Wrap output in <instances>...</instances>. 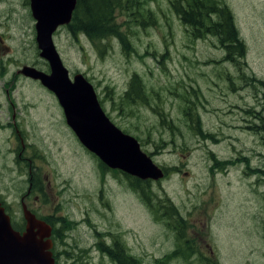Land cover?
I'll list each match as a JSON object with an SVG mask.
<instances>
[{"label":"rangeland","instance_id":"374dc122","mask_svg":"<svg viewBox=\"0 0 264 264\" xmlns=\"http://www.w3.org/2000/svg\"><path fill=\"white\" fill-rule=\"evenodd\" d=\"M119 1L110 16L115 31L106 38L62 26L54 43L69 75L83 74L110 120L168 171L149 185L140 183L143 196L120 170H101L67 126L54 93L19 71L24 65L49 70L36 48L29 0H0V185L12 191L3 193L16 219L26 192L17 181L19 166L32 159L38 175L58 191L57 215L68 231L60 249L68 264H115L100 249L114 242L136 264H264V181L251 174L264 168L263 136L251 131L257 114L243 110L264 108V0H225L244 42L243 55L231 52L239 62L226 59L218 38H193L170 0H140L127 12V0ZM134 73L149 104L121 100ZM208 133L214 138L205 139ZM245 156L250 167L247 160L226 164ZM171 202L183 217V252L192 249L187 261L163 257L175 248L164 215ZM46 205L39 213L54 209L50 201Z\"/></svg>","mask_w":264,"mask_h":264},{"label":"water","instance_id":"95a60500","mask_svg":"<svg viewBox=\"0 0 264 264\" xmlns=\"http://www.w3.org/2000/svg\"><path fill=\"white\" fill-rule=\"evenodd\" d=\"M36 20V42L50 73L25 66L23 72L40 78L57 96L67 125L80 143L109 168H116L140 179H158L163 170L140 148L139 141L124 133L103 110L93 85L81 74L69 78L52 40L59 25L71 20L76 0H29ZM27 226L14 230L9 216L0 207V264H55L49 231L30 211L24 212ZM37 228V230H34ZM44 231V232H43Z\"/></svg>","mask_w":264,"mask_h":264},{"label":"trees","instance_id":"16d2710c","mask_svg":"<svg viewBox=\"0 0 264 264\" xmlns=\"http://www.w3.org/2000/svg\"><path fill=\"white\" fill-rule=\"evenodd\" d=\"M139 3L140 0H127L125 9L122 10L127 12L132 7L138 6ZM116 4L121 5L119 0L118 2L117 0H77L69 29L71 31L82 29L90 38H97L98 40L106 38L109 32L115 31V25L110 16L111 12L115 10L114 6ZM170 4L180 18L181 23L189 30L193 38L214 36L227 49L226 59L232 62H239L241 60L237 56L234 58L235 54L231 53L233 49H236L237 53L241 55L242 49L244 50V42L239 37L232 12L225 0H170ZM144 89L142 79L134 73L127 90L121 96V100L127 104L139 103L138 100L143 102L142 104H149V96L147 92L143 94ZM184 114H187V112ZM161 119L165 123L162 115ZM166 124L171 127L170 121L168 123L166 122ZM255 131L259 133L263 132L262 126H256ZM99 165L103 171L110 170L115 173L118 172L116 169H109L101 161H99ZM167 171L168 168L164 167L165 174ZM125 176L128 178L130 186H136L140 189L143 192V196L146 194L143 185H149L148 180L142 181L127 173ZM140 183L146 184L142 185ZM144 198L149 199L146 196ZM164 207L166 211L164 215H168L170 219L176 241L175 248L171 252L164 254L163 257L169 260L176 257H184L187 261L192 249L189 248L190 251L184 254L183 244L186 242L182 243L179 238L185 236L182 233V229H179L178 226L183 217L179 214L174 204L167 203ZM115 244L112 247L102 246L100 249L109 252L113 259H119V264H136L134 256L126 251L125 248L120 246L115 247ZM117 248L118 251H116ZM188 264H190V261H188ZM210 264H217V262Z\"/></svg>","mask_w":264,"mask_h":264},{"label":"flooded vegetation","instance_id":"af4514ba","mask_svg":"<svg viewBox=\"0 0 264 264\" xmlns=\"http://www.w3.org/2000/svg\"><path fill=\"white\" fill-rule=\"evenodd\" d=\"M7 49H8V47H7ZM23 76H25L28 79H35L32 77H28V75H23ZM28 79H26V80H28ZM6 81H9V80H6ZM35 81L39 82L42 85V83L40 82L39 79H35ZM9 84L12 85L13 81H10ZM12 91H14V89H12ZM0 107H1V103H0ZM13 109H15V106H13ZM243 110L247 111L245 108H243ZM250 111H253V109H251ZM251 113H252L250 115L251 117H254L255 114H257L256 117L254 118L255 119L254 121L255 122L257 121L256 118L261 120L262 123L260 125L264 129V115L259 114V112H255V111H253ZM5 126H7V125H5ZM253 127L254 126L252 125L251 131H253L252 130V129H254ZM15 132L17 134H19L20 130L17 129ZM0 145H1L0 147L2 149V146L4 145V143L2 144L1 137H0ZM22 147H23V145H22ZM16 157L17 158L21 157L20 151L17 152ZM26 159L28 160L30 158H26ZM28 161L29 162H23L22 161L23 164L21 166H19V174H18L19 178L17 181L20 182L21 186L25 187V189H26V192L24 194H22L19 198V203H20L19 217H17V219H16L15 214L17 212L13 211L11 201L9 199H7V197L3 193V190H4L6 193L10 194L12 191L9 192V190H11V189L9 187H3L2 185H0V207H3L4 212L9 216V219H10V222H11L13 229L18 231L19 233H23L26 229V226H27V221H26V218L24 215L25 211H27V210L30 211L31 213H33L35 215V217L38 220L43 221L44 227H45L44 231L45 230L49 231V237H45V238H49L52 242V246L50 248V251H51L52 257L54 259V262L56 264H68V262L66 263L65 259L63 258L64 255H62V252L60 249V246H62L64 244V237L68 231L65 230V226L63 225V223H64L63 216L57 215V210L62 208V204H61L60 200L57 199L58 198V196H57L58 191L55 188V186L53 185V183L48 179V177H45L44 179H42L38 175V171H37L38 169L34 168L32 165V162H30V161H32V159H30ZM16 162H18V160H16ZM24 163L25 164L31 163V164L28 167H26V165H24ZM257 169L260 170L262 173L264 172V168H262V167H257ZM45 183H46V187H47L46 191H45V188L43 187V185ZM50 189L52 190V196H50V194H49ZM33 192L35 193L33 199H29L31 196V193H33ZM41 196H42V198H41ZM39 201L42 202L41 205L38 204ZM46 201L47 202L50 201L51 204L53 205L54 209H52V211L48 212L47 214H41V213H39V211H40V209H42V207H43V209L49 208L46 205ZM54 201H57V203L53 204ZM34 230H37V228H35ZM115 243L116 242H114V244ZM104 254H106L107 257H109L112 262H114L115 264H119L118 263L119 259H116V258L113 259L109 252L104 251L102 253V255H104Z\"/></svg>","mask_w":264,"mask_h":264}]
</instances>
